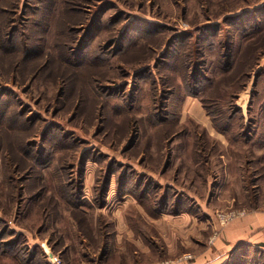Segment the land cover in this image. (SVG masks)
<instances>
[{
    "label": "rangeland",
    "instance_id": "rangeland-1",
    "mask_svg": "<svg viewBox=\"0 0 264 264\" xmlns=\"http://www.w3.org/2000/svg\"><path fill=\"white\" fill-rule=\"evenodd\" d=\"M263 53V0H0V264H264Z\"/></svg>",
    "mask_w": 264,
    "mask_h": 264
},
{
    "label": "crops",
    "instance_id": "crops-1",
    "mask_svg": "<svg viewBox=\"0 0 264 264\" xmlns=\"http://www.w3.org/2000/svg\"><path fill=\"white\" fill-rule=\"evenodd\" d=\"M264 1V0H263ZM262 59V58H261ZM123 216H124V214H123ZM123 216H122V218H123ZM162 217V216H161ZM250 222V220L248 221V222H245V223H240V224H243V225H246V226H248L249 227V229L251 230V228H252V225H248V223ZM240 228H245V226H240V227H238V229H240ZM244 229H241V232L242 233H244ZM228 233V232H227ZM239 234V233H238ZM241 234V233H240ZM250 237H252V236H250ZM253 239V238H252ZM251 242H252V246H255V247H259V248H262V249H264V239H262L261 237H256V238H254V241L253 240H251ZM219 262V259H214L212 262H207V263H205V264H215V263H218Z\"/></svg>",
    "mask_w": 264,
    "mask_h": 264
},
{
    "label": "trees",
    "instance_id": "trees-1",
    "mask_svg": "<svg viewBox=\"0 0 264 264\" xmlns=\"http://www.w3.org/2000/svg\"><path fill=\"white\" fill-rule=\"evenodd\" d=\"M243 14H245V15L242 16L243 18H245V16H247V15L249 16V13H248V12H244ZM238 18L240 19L241 17H238ZM263 57H264V53L261 54L260 57H258V59L260 60V59L263 58ZM229 58H230V57H227V58L225 59V62H228V61H229ZM259 60H256V61H255V62H256L255 65L258 64V61H259ZM227 126H228V128H230L229 125H227ZM217 129L219 130V132H225V130H224L223 128H220V129H219V128L217 127Z\"/></svg>",
    "mask_w": 264,
    "mask_h": 264
},
{
    "label": "built area",
    "instance_id": "built-area-1",
    "mask_svg": "<svg viewBox=\"0 0 264 264\" xmlns=\"http://www.w3.org/2000/svg\"><path fill=\"white\" fill-rule=\"evenodd\" d=\"M225 217V216H224ZM223 218V217H222ZM48 262L50 263V264H60L59 262H58V259L54 256V255H52V254H50L49 255V257H48Z\"/></svg>",
    "mask_w": 264,
    "mask_h": 264
}]
</instances>
